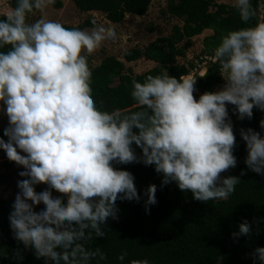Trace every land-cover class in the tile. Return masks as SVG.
<instances>
[{
  "label": "clouds",
  "instance_id": "1",
  "mask_svg": "<svg viewBox=\"0 0 264 264\" xmlns=\"http://www.w3.org/2000/svg\"><path fill=\"white\" fill-rule=\"evenodd\" d=\"M53 2L16 0L0 19V114L8 120L3 130L8 139L0 138V149L24 169L9 227L45 264H100L107 256L90 242L106 237L109 218L119 219L118 200L142 199L134 175L115 165L154 166L161 188L174 182L204 203L235 192L240 177L222 176L237 166L227 105L239 120L252 119L254 108L264 112V22L222 35L214 55L225 83L216 91L197 99L194 79L148 75L143 82L131 81L137 110L109 112L98 108L92 95L88 56L103 41L115 40V29L66 28L44 18L27 22L29 13ZM233 7L245 24L256 16L251 0H234ZM259 125L264 130V119ZM240 136L247 169L264 176V136L252 128H241ZM41 184L46 187L37 192ZM156 192L155 184L143 191L146 214L157 203ZM253 224L259 220L244 219L233 240L251 237ZM249 256L253 264H264V247ZM16 257L23 258L19 251Z\"/></svg>",
  "mask_w": 264,
  "mask_h": 264
},
{
  "label": "trees",
  "instance_id": "2",
  "mask_svg": "<svg viewBox=\"0 0 264 264\" xmlns=\"http://www.w3.org/2000/svg\"><path fill=\"white\" fill-rule=\"evenodd\" d=\"M261 1L264 2L251 0L256 16L245 24L233 6L221 10L222 5H217L220 16L212 12L209 8L215 0H167L166 12L180 19L181 25H173L168 36L152 40L134 51L135 57L154 62L153 67L133 74L121 61L110 56L104 57L95 66H91L88 60L92 73V95L97 107L109 112L118 109L122 113L137 110L139 106L130 95L133 79L143 82L148 75L162 74L179 79L188 74L192 65L176 62V57L183 55L177 43L212 26V33L202 40L204 52L211 54L220 43L222 35L258 22ZM72 2L81 11L97 10L106 20L116 23L127 13H145L150 0ZM15 3L16 0H8L11 9L15 7ZM54 5L59 7L60 2H54ZM5 17V14L0 13V19ZM64 26L83 29L92 26V22L85 19L81 24ZM212 57L206 62L204 72L194 75L197 89L194 96L197 99L205 91H213L221 82L220 64L214 53ZM227 107L236 136L234 155L237 166L225 172L223 177H240L241 182L236 185L235 192L227 200H221L219 207H215L214 201L204 203L194 200L190 191L182 192L174 182L161 188L162 175L155 172L154 166L142 163L115 165L134 175L135 185L142 199L139 203L118 200L119 219L109 218L106 237L95 238L90 242L91 248L101 247L107 256L100 264H130L132 259H147L149 264H208L210 256L218 258L217 264H253L249 254L256 247H264V220L260 219L264 217V176L247 169L244 163L247 156L246 144L240 136V129L252 128L264 136V130L259 125V121L264 119V112L254 108L252 119L239 120L233 112L234 106L229 104ZM2 136L3 130L0 129V138ZM135 150L137 155L141 154L139 148ZM242 170L246 175L240 176ZM4 179V175H0V182ZM150 184L157 185V203L149 206L150 214H146L143 191ZM36 190L38 191L37 186ZM12 203L0 198V264H45L43 258L36 259L33 250L25 249L23 244L13 238L8 220ZM41 208L42 204L35 210L39 211ZM244 219L250 223L259 220V224H253L251 237L241 236L234 241L232 233L239 231L238 226ZM17 251L22 259L16 257ZM122 253L127 255L120 261L117 257ZM92 264L96 262L93 261Z\"/></svg>",
  "mask_w": 264,
  "mask_h": 264
},
{
  "label": "rangeland",
  "instance_id": "3",
  "mask_svg": "<svg viewBox=\"0 0 264 264\" xmlns=\"http://www.w3.org/2000/svg\"><path fill=\"white\" fill-rule=\"evenodd\" d=\"M54 2H60V6L56 7ZM42 11L35 10L28 14L27 22L33 23L38 19L44 18L49 20L58 21L64 25H77L81 24L83 20L89 19L92 26L83 28L91 30L93 27L100 25L104 27H112L116 31L115 40H105L100 46L88 56L91 66H95L106 57L110 56L115 60L121 61L125 68H128L133 74H139L143 71L153 67L154 62L144 58L135 57V49H141L144 45L152 40L166 37L171 32L173 25H181V20L169 15L166 12L167 0H150L148 8L142 15L127 14L118 23H108L104 20L101 13H88L79 10L72 0H54ZM234 0H215L210 6V10L216 15L218 14L217 5H222L221 10L233 6ZM10 10L8 0H0V13H8ZM220 16V15H219ZM258 22H264V2L259 4ZM82 29V30H83ZM212 33V26L203 29L198 35L184 39L177 43L181 48L183 55L176 57V62L180 64H191L192 78L198 73H203L206 62L213 57V53L208 54L204 52L202 40L204 36ZM225 81L221 76V82L213 91L224 85ZM8 126L6 115L0 114V129L4 130ZM7 141V137L2 136ZM23 154V153H22ZM24 169L14 162H10L6 153L0 149V175H4L5 179L0 182V198L7 199L14 202L15 195L19 191L17 181L23 179L18 173ZM224 174V173H223ZM222 174V176H223ZM251 182L252 179H249ZM38 191L44 190L43 184L38 185ZM54 196H59V193L53 192ZM221 200H214V206L219 207ZM218 258L210 256L208 264H217Z\"/></svg>",
  "mask_w": 264,
  "mask_h": 264
},
{
  "label": "crops",
  "instance_id": "4",
  "mask_svg": "<svg viewBox=\"0 0 264 264\" xmlns=\"http://www.w3.org/2000/svg\"><path fill=\"white\" fill-rule=\"evenodd\" d=\"M10 8V7H9ZM10 10H11V8H10ZM10 12V11H9ZM85 12H88V13H95V12H98V13H101V12H99V11H97V10H89V11H85ZM2 14H7V13H2ZM102 14V13H101ZM127 14H133V13H127ZM126 14V15H127ZM103 15V14H102ZM133 15H136V14H133ZM104 20L106 21V22H108V23H112V22H109L108 20H106L105 18H104ZM116 23H118V22H116ZM203 69L205 70V67L203 66ZM200 74H202V73H198V75H200Z\"/></svg>",
  "mask_w": 264,
  "mask_h": 264
},
{
  "label": "built area",
  "instance_id": "5",
  "mask_svg": "<svg viewBox=\"0 0 264 264\" xmlns=\"http://www.w3.org/2000/svg\"><path fill=\"white\" fill-rule=\"evenodd\" d=\"M192 71H190L188 74H186V75H183V76H185V77H187V78H192V73H191ZM194 77V76H193ZM220 84V83H219Z\"/></svg>",
  "mask_w": 264,
  "mask_h": 264
}]
</instances>
